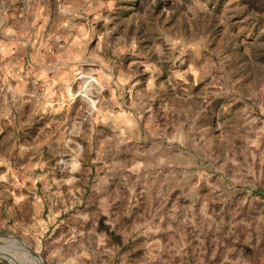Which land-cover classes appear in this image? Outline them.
<instances>
[{
    "label": "rangeland",
    "instance_id": "374dc122",
    "mask_svg": "<svg viewBox=\"0 0 264 264\" xmlns=\"http://www.w3.org/2000/svg\"><path fill=\"white\" fill-rule=\"evenodd\" d=\"M154 2L0 0L8 264H264V73L206 26L248 50L264 15Z\"/></svg>",
    "mask_w": 264,
    "mask_h": 264
},
{
    "label": "trees",
    "instance_id": "16d2710c",
    "mask_svg": "<svg viewBox=\"0 0 264 264\" xmlns=\"http://www.w3.org/2000/svg\"><path fill=\"white\" fill-rule=\"evenodd\" d=\"M167 0H155L153 3V13L151 19L154 20L160 13V11L164 8ZM130 2V1H129ZM251 5H249L246 9H244L245 16L251 18L250 13L255 11L254 13L260 12L264 15V0H250ZM252 10V11H251ZM249 12V13H247ZM252 14V13H251ZM244 16V15H242ZM213 21V20H212ZM210 20H206V26L208 30H210L215 36L216 39L220 38L227 46L228 51L234 56L233 62L238 66L241 71V75L244 77H252L256 74L264 73V40L261 38L256 39L249 46V49L246 50L243 46L239 45L238 42H235V38L228 35V33H223L222 27L215 28L213 26V22ZM195 26H199V24L195 23ZM187 26V25H186ZM131 29H134V25L131 26ZM143 30V27L139 29V33ZM25 137H23L24 139ZM258 191V190H256ZM260 192V191H258ZM262 193V192H261ZM0 264H8V262L0 258Z\"/></svg>",
    "mask_w": 264,
    "mask_h": 264
},
{
    "label": "crops",
    "instance_id": "0c3cea01",
    "mask_svg": "<svg viewBox=\"0 0 264 264\" xmlns=\"http://www.w3.org/2000/svg\"><path fill=\"white\" fill-rule=\"evenodd\" d=\"M74 44V43H73ZM67 54H69L68 52L66 53L65 51H62V52H60L59 54H58V58H59V60H57L56 58H55V60L53 59L52 60V57H53V55H50V60L52 61V62H54V61H56V67H58V65H61L62 67H65L66 66V56H67ZM47 64H43V65H41L40 67L42 68V69H44L45 68V66H46ZM65 65V66H64ZM60 67V66H59Z\"/></svg>",
    "mask_w": 264,
    "mask_h": 264
},
{
    "label": "water",
    "instance_id": "95a60500",
    "mask_svg": "<svg viewBox=\"0 0 264 264\" xmlns=\"http://www.w3.org/2000/svg\"><path fill=\"white\" fill-rule=\"evenodd\" d=\"M21 242V241H20ZM23 243V242H22ZM23 246L26 247V245L23 243ZM28 248V247H27ZM31 255L37 260V262L39 264H44L43 260L41 259V257L39 255H37L35 252H33L30 248H28ZM2 255V257H5L2 253H0ZM7 258V257H5Z\"/></svg>",
    "mask_w": 264,
    "mask_h": 264
},
{
    "label": "bare ground",
    "instance_id": "6f19581e",
    "mask_svg": "<svg viewBox=\"0 0 264 264\" xmlns=\"http://www.w3.org/2000/svg\"><path fill=\"white\" fill-rule=\"evenodd\" d=\"M0 240L2 241V240H5V238H3V237H0ZM23 245V244H22ZM24 247V246H23ZM24 249H25V251H27V252H29L30 253V251H29V249L27 248V247H24Z\"/></svg>",
    "mask_w": 264,
    "mask_h": 264
}]
</instances>
